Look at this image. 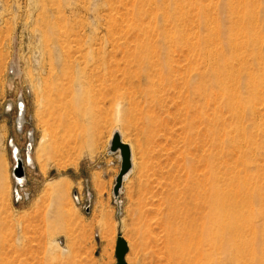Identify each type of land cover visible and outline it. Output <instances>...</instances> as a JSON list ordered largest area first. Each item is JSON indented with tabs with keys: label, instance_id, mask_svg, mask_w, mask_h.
Returning <instances> with one entry per match:
<instances>
[{
	"label": "bare ground",
	"instance_id": "bare-ground-1",
	"mask_svg": "<svg viewBox=\"0 0 264 264\" xmlns=\"http://www.w3.org/2000/svg\"><path fill=\"white\" fill-rule=\"evenodd\" d=\"M152 11L154 29L139 26L132 46L109 40V51L99 35L73 34L61 23L65 15L51 21L46 11L48 23L31 28L39 57L29 75L34 87L50 76L56 82L44 90L43 115L50 119L72 91L98 87L117 110L124 101L140 104V128L168 135L158 167L170 209L154 224L136 214L135 264H153V255L159 264L163 251L174 254L173 264H264V0H162ZM64 186L51 183L56 198ZM14 246L0 264H41L32 247Z\"/></svg>",
	"mask_w": 264,
	"mask_h": 264
},
{
	"label": "rangeland",
	"instance_id": "rangeland-1",
	"mask_svg": "<svg viewBox=\"0 0 264 264\" xmlns=\"http://www.w3.org/2000/svg\"><path fill=\"white\" fill-rule=\"evenodd\" d=\"M161 3L162 0H0V255L10 245L17 249L29 245L41 264H117L115 246L120 236L128 247L125 261L135 264L130 243L137 227L136 214H144L154 224L156 218L168 213L166 186L158 166L166 162L171 141H166L168 135L158 132L157 137L140 128L144 114L139 111L140 104L124 101L117 110L110 95L94 87L91 91H72L64 105L56 102L49 119L42 111L43 93L56 82L50 76L47 85L34 87L29 78L39 57L35 49L39 46L38 31L32 32V27L43 26L41 21L47 14L51 21L65 15L61 23L73 34L99 35L109 51V40L132 46L135 36L142 33L139 26L143 31L154 29L150 26L151 22L155 24L152 8ZM137 20L141 25L136 24ZM157 26H162V21L157 19ZM115 54L123 65L122 51ZM19 99L25 106L22 132L16 129ZM128 106L133 111L126 114ZM115 129L128 138L134 157L132 172L123 183L120 213L112 196L120 164L115 155L106 153ZM29 131L33 137V164L26 166V181L18 187L22 198L16 201L9 140L13 139L24 159ZM92 134L97 135V140H91ZM58 180L65 186L56 198L50 185ZM155 228L157 237L163 239L164 227ZM159 255V264L174 263L171 251ZM156 258L153 255L154 261Z\"/></svg>",
	"mask_w": 264,
	"mask_h": 264
},
{
	"label": "water",
	"instance_id": "water-1",
	"mask_svg": "<svg viewBox=\"0 0 264 264\" xmlns=\"http://www.w3.org/2000/svg\"><path fill=\"white\" fill-rule=\"evenodd\" d=\"M17 109L18 111L16 118V129L18 132H22L25 123V106L21 99L18 100ZM28 138L29 141L26 144L24 159L20 156V150L14 143L13 139L11 138L9 140V147L11 149V155L13 159L12 177L15 184L14 196L16 201L22 198L21 194L18 191V187L21 188L26 181V166H31L33 164L32 160L31 163H29V157L31 156L32 152L33 140L31 131L28 132ZM106 153L108 155H115L118 158L120 164L118 174L115 176L114 183L112 186V196L115 204L117 205V213H120V195L122 193L123 183L125 180H127L133 169V154L130 145L122 140L121 133L118 129H115L113 131L106 148ZM25 197H28V193ZM75 200H77V198ZM127 250L128 247L126 242L119 236L116 240L115 246L117 264H127V262L125 261Z\"/></svg>",
	"mask_w": 264,
	"mask_h": 264
}]
</instances>
